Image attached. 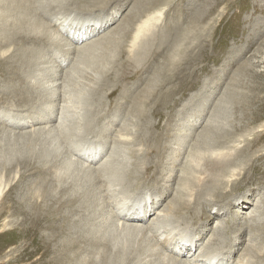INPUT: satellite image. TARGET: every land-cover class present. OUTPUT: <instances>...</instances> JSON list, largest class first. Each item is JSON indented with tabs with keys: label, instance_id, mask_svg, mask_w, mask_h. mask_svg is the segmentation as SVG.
<instances>
[{
	"label": "rangeland",
	"instance_id": "374dc122",
	"mask_svg": "<svg viewBox=\"0 0 264 264\" xmlns=\"http://www.w3.org/2000/svg\"><path fill=\"white\" fill-rule=\"evenodd\" d=\"M45 1H53L62 6L70 2V0ZM94 2V0L81 2L82 9L95 8L93 14L73 11L70 12L71 14H66L67 19H60L64 22L58 24L61 25L63 36L72 38L77 33L74 31V26L82 28L86 26V20L114 16L109 28L90 39L93 40L106 33V39L102 44L96 45L97 47L83 55L75 54L70 65L65 68L66 71L70 69L69 73L64 72L59 80V83H62V92L68 100L70 113L63 133L49 134L40 141L38 139L0 140L1 144L5 143V146L0 144V157L2 160L5 159V163L9 162L8 159L11 163L12 157L18 158L20 155L23 158L27 157V154L30 156L31 153L36 156V151H50L53 147L67 149L69 144L73 145V142L81 147H75L77 149L69 153L73 154L72 157L77 163L85 164L83 159L92 153L86 149L91 148L89 145L101 148L108 143L107 150L100 159L109 158L111 154L112 169L110 168L111 170L106 173L109 176L104 178H108L106 179L108 184L114 187L122 183L118 188L130 189L128 192L124 190L126 197L122 198L123 194H121L113 195L111 198L113 208L116 209H114L115 213L122 220L125 215L127 219L134 217L139 210V206L134 203L143 200L145 194H150L151 198H160L163 201L160 209L167 207L171 217L186 218V221H190L188 225L169 223L170 229L156 230L155 235L168 255H172L169 252L177 254L181 251L182 259H188L191 261L190 264H234V258L236 262L239 255L249 247L244 264H264V0H96ZM0 9L2 32L7 19L14 15L11 17L5 15L8 11L6 6ZM11 9L14 7L12 6ZM154 14L158 19H153L154 29L151 35L143 40V45L141 44L136 50L133 59L129 60L125 49L129 40V30L134 26L136 18ZM59 16L64 18L63 15L59 14ZM13 49L14 45L11 52ZM116 62L120 63L114 78L118 81L104 84L105 79L112 74ZM9 67L10 64L8 66V63L0 61V78H2L0 97L3 96L0 101L7 97L6 91L11 94L16 91L19 96V92L23 90L24 78L16 75L18 68L7 69ZM135 69H137L136 74L133 71ZM33 70L34 67L31 72ZM124 70L130 71L125 78L121 77ZM13 79L15 83L12 82ZM19 80L20 83H17ZM170 87L175 88L171 95L173 101L165 105V93ZM5 101H3L5 106L7 103L11 104V100ZM41 101L43 100L30 107L39 108L42 105H39ZM1 105L0 102L1 115L7 112L17 113V110H8ZM96 111L98 113H95ZM99 113L103 115L97 120L94 132H91L94 125L91 120L97 118ZM1 115L0 125L3 124ZM118 131L127 139L117 142L114 135ZM2 134L7 135L0 133V136ZM110 135L111 140L108 139ZM105 137L108 139L106 144H104ZM188 137H191L190 141L186 140ZM23 143L24 145L26 143L24 147L27 148H23ZM20 144L21 149L20 146L18 147ZM30 144L35 145L34 149L31 147L32 151L35 150L33 152L30 150L31 153ZM5 147L9 151H14L10 152L14 155L5 151ZM82 147L85 153L79 154L77 151ZM25 149L28 151H24L26 153L23 155L21 151ZM180 151H182L180 156L183 157L181 165L179 164L178 169L172 172L173 164H177V159L174 160V157ZM187 158L189 162L185 166ZM62 160V164L55 172L60 173L62 177L56 188L86 178L68 156ZM182 166H185L189 172L190 177L187 175L189 178L183 177L187 186L195 190L191 195L188 192L185 195L182 191L178 192V187L182 183L180 176ZM192 172L193 176H191ZM26 173L23 176L27 181L38 176L32 171ZM198 174L203 178V183L199 185L196 176ZM168 175L174 179L170 177L169 181L166 178ZM16 180L12 181L11 189H16L12 192L14 191V195L25 194L27 181L18 178ZM130 180H135L137 184L132 187ZM199 186L204 190L202 193L197 191ZM131 187H136L137 192L131 190ZM213 190L226 193L225 199H218L221 202L214 207L205 202L209 195L214 194ZM189 196L192 197L189 199ZM203 201L206 203L204 206ZM145 206L144 204L143 207ZM87 207L91 209L92 206L87 205ZM10 208L9 206L8 210ZM251 211H256L253 214L255 223L252 233L242 232L240 227L244 224V218L250 216L248 212ZM74 216L72 214L67 219L61 218L59 223L69 226L70 231L78 227L86 233L88 231V235L92 233L95 225L91 222H95L90 215L89 219L84 215L80 220L76 218L77 214L76 219ZM88 220L91 222L87 223ZM219 220L237 222L227 233L229 237L224 238L225 244L221 238L224 234H220L219 245L225 246V253L209 258L197 256L199 248L213 232L210 228H215ZM146 221L147 218L144 219L143 225L148 223ZM1 224L0 219V228ZM202 224L206 226L204 229L208 228L204 230L205 234L201 229ZM198 226L201 228L199 229ZM190 227L191 229H188ZM16 230L4 234L0 232V264H37L34 261L38 254H32L24 247L28 244V237H24L18 231L15 234ZM59 230L57 233L61 232ZM184 231L187 236L181 237L185 234ZM206 233L208 235L204 239ZM240 235L246 239L237 253L234 251L237 246L232 240ZM231 236L233 238L229 239ZM111 237H113L111 239L114 252L104 255L109 262L151 264L145 262L148 258L143 261V255L135 256L139 251L138 248L147 247L148 240L139 237L143 239L141 240L128 232L112 231ZM183 238L189 239L184 245L190 247L191 252H187L184 248ZM195 239L198 240L197 243ZM249 243L251 246H248ZM90 256L91 254H87L85 257ZM194 257L195 260H190ZM156 262V264L160 263L158 259Z\"/></svg>",
	"mask_w": 264,
	"mask_h": 264
},
{
	"label": "bare ground",
	"instance_id": "6f19581e",
	"mask_svg": "<svg viewBox=\"0 0 264 264\" xmlns=\"http://www.w3.org/2000/svg\"><path fill=\"white\" fill-rule=\"evenodd\" d=\"M94 1L96 2V0ZM81 2H87V0H70V2L66 6L57 5V3H54L53 1L46 2L45 0H0V8L6 6V9H8L5 15L7 17H11V15H14V17H11L6 21L5 28L6 26L9 27H7L8 32H6L7 29L5 28L4 30H2V32L0 31V61L8 63V66L10 64V67L7 69L18 68L16 75L22 76L24 78V83L22 84L23 90L19 92V96L17 95L18 93H15L16 91H13V94H11V92L9 91H6L7 97H5V100H11L10 105L7 103L5 106V103H3V101L5 100L0 101L2 104L1 106L5 107L6 109L17 110V113L11 114L7 112L9 115L7 113L5 115L0 114L4 124L0 125V133L7 134H2L0 136V140L38 139L40 141L41 139L44 140L45 138H47L49 134L63 133L67 125L66 122L70 118V113L68 100L62 92V83H59V80L62 78L64 72L65 74H67V72L69 73L70 69L66 71L65 68L70 65L75 54L79 56L81 54L83 55L84 53H87L90 49L94 48L96 45L102 44L103 40L106 39V33L93 40L90 39L93 36L103 32L106 28H109L112 22L114 21L112 20L114 16L107 17L106 19L95 18L94 20H86V26H83L82 28H77V26H74V31H77V33L73 35L72 38L63 36V31L60 30L61 25L58 26V24L60 22H64L60 19L64 20L68 18L66 14H71L70 12L73 11L81 13H94L93 10H95V8L82 9L83 4ZM94 3L93 6H95ZM12 6L14 7V9H11ZM158 13L160 14L159 11ZM59 14L63 15L64 18L60 17ZM5 15L3 14V17ZM153 19H158L156 18L155 14L146 15V17L144 18H136L134 26L128 32L129 40H127L125 47L128 53L129 60H131V58L133 59V55L135 54L136 50L140 47L143 40L149 35H151L154 29V25H152ZM72 21H70V23ZM1 26L4 27V25ZM40 27L43 28L41 29ZM12 45H14V49L11 52ZM119 64V62H116V65L113 67L114 69L112 70V74H109L110 76L105 79L104 84H110L114 81H118V79L114 78H116V73L118 70L117 67ZM33 67L35 70L31 72V69ZM133 71L136 74L137 69ZM18 72L19 74L22 73V75H19ZM124 72L121 74V77L125 78L127 77V74L130 71L125 72V74ZM6 75L8 76V74ZM0 80H2V78H0ZM12 82L15 83V80L13 79ZM17 83H20V80ZM174 91L175 88L170 87V90L165 93L166 101L163 98L165 105L173 101L171 95L174 93ZM1 97L3 98V96ZM46 99H48V101H45ZM39 100H43L39 104H42L39 108H36V106L30 107L33 104H36ZM19 110L25 111L26 113ZM95 113H98V111H96ZM101 115H103V113H99L97 118L95 117L91 120V123L94 124L91 132H94L96 122ZM114 136L116 137L115 140L117 142L122 141L123 139H127V137L119 131ZM110 138H112L111 135L110 137H108V139ZM108 139H105L104 144H106ZM186 140L190 141L191 137H188ZM1 143L2 141H0V144ZM4 144L5 143L1 145ZM16 144L18 143L16 142ZM72 144L73 145L69 144L70 146H68L67 149H59L53 147L50 151L44 150L42 152H39V150L38 152H35L36 156L34 154L31 155L32 148L34 149L35 145L32 146L30 144V156H28L27 154V157L24 156L23 158L22 156L20 157V155H18V158L12 157L11 163L9 159V162L5 163V159L2 160V157H0V219L2 220L0 232L4 234L8 231L17 229L15 231V234L20 232L24 237H28V244L24 247L25 249H29L32 254H38L37 259L34 261L35 263L37 262V264H115L116 261L109 262L108 258L104 257V255H109L114 252L111 239L113 238L111 237L112 231L119 233H132L137 238L143 237L144 239L148 240L147 247H142L143 249L138 248L139 251H137L135 255H143V261L148 258L145 261L147 263L156 264V260L158 259L161 264H190L191 261H188V259H182L183 255L181 251H178L177 254L169 252L172 255H168L166 253L167 250L165 251V249L160 245V242L158 241L155 235L156 230L170 229L168 227L169 223H177L179 225L181 223H185L188 225V222L190 221H186V218L180 219L178 217H171L170 213L167 212V207L160 209V206L163 204V201L160 200V198H151L150 194H145L143 196V200L136 201V203H134L139 206V210L137 211V214L134 215V217L127 219V216L125 215L122 220L120 216L116 215V209L113 208L111 198L113 197V195L120 196L121 194H123L121 195L122 198L126 197V194H124V190H126V188H118V186L122 184L119 183V181L116 182H118L120 185L117 183L118 186L116 185V187H114V185L108 184V180H106L108 178H104L108 175H106V173H108L112 169L110 162V157H112L111 154L109 158L105 157L104 160L100 159L105 154V151L108 147L106 145L108 143L106 145H103V147L101 148L100 146L92 147V145H89L91 146V148L86 149L88 151H92V153L87 155L86 159H83L87 164H79L73 159V154H70L69 152L71 150L73 151L74 149H77L75 147H81V145H75L73 142ZM25 145L23 143V148H27V146L24 147ZM19 146L21 149V144L18 145V147ZM11 147H13V145H11ZM37 148L36 150H38ZM83 148L84 147H82L77 152H79V154L80 152L85 153ZM6 150L9 151V149L7 148L5 149V151ZM24 151H26V149L21 151L23 152V155L28 151V149L25 153ZM10 152L14 151L10 150L9 153ZM66 152L69 154H66ZM181 152L182 151H180L179 154L174 157V160L175 158L177 159V164L175 165L174 161H172L174 163V166H172V172L174 171V169L177 170L179 164L182 162L183 157L180 156ZM11 155H14V153ZM65 156H68V158H70L71 161L76 164V168L79 171H82L83 175L86 176V178H83L84 180L81 179V181H77L74 184H71L70 182L66 185L65 183L62 184L60 188H56L55 186H59L62 177L60 173L57 174L55 172H57V170L59 169L60 165L63 162L62 159H64ZM188 162L189 160L187 158L185 161V166ZM185 166H182L183 168L180 174V176L182 177V183L178 187V192L182 191L184 195L186 192H188L189 195H191L194 193L195 190L190 189L187 186L186 179L183 178L189 174V172H187V170L185 169ZM225 166H227V164ZM29 171L38 174L37 178L30 179V181H27V179L25 180L23 174H27L26 172ZM192 174L193 172L191 173V176H193ZM170 175L172 174L170 173ZM7 176H9L10 179H7ZM188 176L187 178L190 177ZM196 176L198 177L199 185L202 182L203 178L199 176V174ZM170 177L171 176L168 175L166 178H168L170 181ZM17 178L18 180L21 179L27 181L26 184L24 183L26 186V193H23V195H14V191L12 192V190L14 189H11V186L13 184L12 181L16 180ZM116 178L119 179V177ZM172 179H174V177ZM9 180H11V182ZM136 184L137 182L135 180H130V185H133L132 187H134V185ZM132 187L131 190L136 191L137 188ZM201 187L202 186H199L197 191L202 193V191L204 190H202ZM129 190H126V192H128ZM213 193L214 194L209 195L210 197L205 199V202H207L208 205H213L214 207L215 205H218L221 202L218 199H225L226 193L225 191L221 192L220 190H213ZM191 197L192 196H189V199ZM124 201L126 200L124 199ZM205 202L203 201V206L206 205ZM142 204L143 206L144 204L146 206L143 207L141 206ZM87 205H91V209L90 207H87ZM125 205L127 204L125 203ZM9 206L11 208L8 210ZM121 206H123V204ZM245 206L248 207L249 205ZM213 207L211 206V208ZM122 209L123 208H121V210ZM241 212L243 213V211ZM255 212L256 211L248 212L250 216L244 218V224H242V226L240 227V230L242 232L244 231L252 233L254 227L253 224L255 223V215L253 214H255ZM72 214L73 216L75 215L74 218L77 214L76 218L79 220L84 215H87V217L85 216L86 218L91 216V218L95 222L93 223L90 221L92 224L95 225V227L93 226V231L90 230L91 227L89 229V231H91L92 233L88 235V231L86 233V231H83L78 227L76 230L70 231L71 228L69 226H63L62 224H60L62 222L59 223V220L61 218L67 219L71 217ZM98 214H100L99 217L97 216ZM104 215L106 217H104ZM101 216L103 217L100 219ZM145 218H147L148 223L146 225H143ZM82 220H84V218H82ZM85 220L87 221V219ZM90 222L88 220L87 223ZM235 223L237 222H224L223 220H219L215 228H210L213 230V232L208 238V240L205 242V244L199 248L200 250L197 256L209 258V256L215 257L217 255L224 254L225 246L219 245L220 234H224V236L222 235L221 238L223 240V243L225 244L226 239L224 238L229 237L227 233L230 231L231 226H233ZM79 226H81V224ZM60 227L61 232L57 233ZM204 227L206 226L203 225V227L201 228L203 230V234H205L206 232L204 230L208 229H204ZM188 229H191V227ZM233 230L234 229H232V231ZM185 234L181 235V237L187 236V234ZM207 235L208 233H206L204 239L207 237ZM196 236L199 237V235H195V237ZM232 238L233 237L231 236V238L229 239ZM139 239L143 240L142 238ZM245 239L246 238L243 237V235H240L239 237L236 236L235 238H233L232 243L236 244L235 246H237L234 249L235 252H239V249L242 248L241 244H243ZM182 240L184 248L187 250V252H191L192 249L184 245L186 241H189V239L183 238ZM196 241L198 240L195 239V243H197ZM248 246H251L250 243L248 244ZM128 248L129 247H127V249ZM247 249H249V247L246 248V250L244 249L245 252L239 255L240 257L236 262L234 258V264H244ZM84 253L91 254V256L89 258L85 257L87 256V254L84 256ZM114 254L116 255V253ZM196 257L190 260H195Z\"/></svg>",
	"mask_w": 264,
	"mask_h": 264
}]
</instances>
